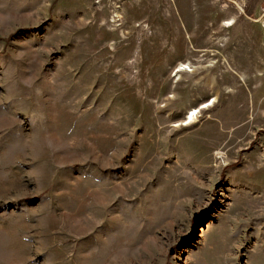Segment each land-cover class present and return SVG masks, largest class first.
I'll list each match as a JSON object with an SVG mask.
<instances>
[{
	"label": "rangeland",
	"instance_id": "obj_1",
	"mask_svg": "<svg viewBox=\"0 0 264 264\" xmlns=\"http://www.w3.org/2000/svg\"><path fill=\"white\" fill-rule=\"evenodd\" d=\"M0 264H264V0H0Z\"/></svg>",
	"mask_w": 264,
	"mask_h": 264
},
{
	"label": "bare ground",
	"instance_id": "obj_2",
	"mask_svg": "<svg viewBox=\"0 0 264 264\" xmlns=\"http://www.w3.org/2000/svg\"><path fill=\"white\" fill-rule=\"evenodd\" d=\"M190 71L191 70L189 67H187L185 65H180L174 70L173 74L177 75L178 73H181V72H190ZM214 103H215L214 98L209 99L208 101L203 103L200 108H195V109L191 110L190 112H188L187 117L184 118L181 126L184 127V126H188V125H191L192 123H194L197 119V116L203 110H208L209 108L213 107ZM175 127H178V125H175ZM92 207H93V199L92 198L87 197L86 199H83L81 201L80 207L78 209V218L81 219L83 224H86L87 220L89 218H91L90 216H94L95 213L89 215L90 211L92 210ZM91 220H93V219H91Z\"/></svg>",
	"mask_w": 264,
	"mask_h": 264
}]
</instances>
